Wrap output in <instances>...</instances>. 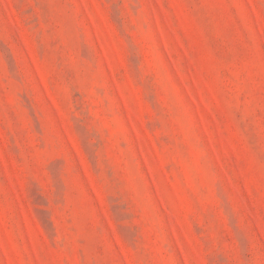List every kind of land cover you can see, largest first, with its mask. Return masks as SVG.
<instances>
[{
  "label": "rangeland",
  "instance_id": "374dc122",
  "mask_svg": "<svg viewBox=\"0 0 264 264\" xmlns=\"http://www.w3.org/2000/svg\"><path fill=\"white\" fill-rule=\"evenodd\" d=\"M0 264H264V0H0Z\"/></svg>",
  "mask_w": 264,
  "mask_h": 264
}]
</instances>
